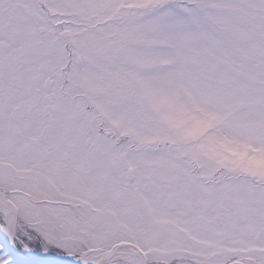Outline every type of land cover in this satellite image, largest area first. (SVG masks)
Instances as JSON below:
<instances>
[{"label": "snow or ice", "instance_id": "1", "mask_svg": "<svg viewBox=\"0 0 264 264\" xmlns=\"http://www.w3.org/2000/svg\"><path fill=\"white\" fill-rule=\"evenodd\" d=\"M0 264H264V0H0Z\"/></svg>", "mask_w": 264, "mask_h": 264}]
</instances>
